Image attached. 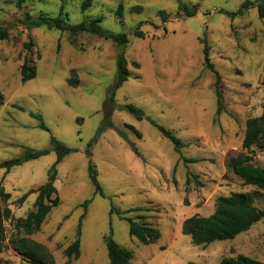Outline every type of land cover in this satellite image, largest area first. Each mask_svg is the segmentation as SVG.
<instances>
[{
    "label": "rangeland",
    "instance_id": "obj_1",
    "mask_svg": "<svg viewBox=\"0 0 264 264\" xmlns=\"http://www.w3.org/2000/svg\"><path fill=\"white\" fill-rule=\"evenodd\" d=\"M83 1L0 0V28L7 29L0 38V163L27 150H49L8 173L0 168V188L10 194L7 202L0 199V209L9 207L14 218L34 210L36 192H29L47 181L57 158L51 137L74 150L57 165L59 205L39 230L27 235L5 222L0 264H30L13 249L17 237L39 243L54 264H110L107 236L131 251L128 264H218L238 254L264 262V219L207 246L193 245L181 232L183 220L212 214L219 196L247 192L254 206L264 208V192L244 186L226 165L229 155L245 153L246 120L262 115L264 0H91L85 10ZM180 3L195 7V14L179 12ZM60 13L71 24L99 18L103 29L125 34L128 42L117 46L89 34L26 28V14L36 19ZM137 28L142 37L135 36ZM203 40L220 76V112ZM120 54L129 75L110 98ZM25 58L36 76L22 82ZM128 104L142 111V119ZM31 113L41 116L47 130ZM150 120L182 147L176 151ZM252 158L264 166V150L254 149ZM90 163L103 196L95 194ZM135 208L145 211H129ZM116 211L155 227L160 238L145 245L130 237L128 222ZM77 238L80 256L68 263L63 250Z\"/></svg>",
    "mask_w": 264,
    "mask_h": 264
},
{
    "label": "trees",
    "instance_id": "obj_2",
    "mask_svg": "<svg viewBox=\"0 0 264 264\" xmlns=\"http://www.w3.org/2000/svg\"><path fill=\"white\" fill-rule=\"evenodd\" d=\"M91 0H84L82 3V9L85 10L90 6ZM248 2L244 3L247 6ZM178 11L183 12L186 16H193L196 8H189L186 4L180 3L178 5ZM259 14L261 18H264V6H259ZM116 15L121 18L122 4L119 5ZM159 15L163 20L167 19V15L164 12H160ZM26 28L32 29L35 27L45 26L48 29H58L62 33H68L71 36L79 34L94 35L99 38L109 39L117 46H125L128 42L125 34H114L109 30L103 29L100 25L101 20L94 18L91 20L82 21L77 24H71L67 22V17L60 13L59 16L52 18L48 15L41 14L36 19H31L29 14L25 15ZM135 36L142 37L143 34L137 28L134 32ZM7 37V29L0 28V38ZM203 43L204 54V66L210 71L215 73L216 78V96L218 104V112L222 110V95L218 90V84L220 81L219 74L214 70V66L209 58V46L206 40ZM21 81L26 82L33 79L36 76V68L34 64H30L25 58L20 67ZM129 71L127 68V60L123 54H120L117 58V73L114 88L110 93V98L113 97L115 91L127 80ZM70 85H75V82L68 80ZM264 83V77H263ZM0 99L2 94L0 93ZM127 109L135 114L138 119H142V111L132 105L128 104ZM31 116L39 121V126L42 129L47 130L46 125L41 119L39 114L31 113ZM150 122L173 144L176 151H178L182 144L173 136V134L157 125L154 121ZM133 129V128H132ZM100 131V129H99ZM98 131V132H99ZM53 149L57 154L56 161L50 167L48 171L47 181L39 186L35 191L36 199L34 202V210L30 211L25 218H14L9 207L5 206L0 209V251L5 240V222H12L11 226L15 231H23L25 234L30 235L37 232L45 220L46 216L53 207L59 205V197L57 195L54 181L57 175V165L63 160L65 156L73 152L71 148L58 141L56 138L51 137ZM90 146V144H88ZM244 152H239L233 155H229L227 158V167L231 172L238 177L244 186L253 187L255 191L264 192V167L258 164H252V152L254 149L264 150V102L262 104V115L260 117L249 118L246 120L244 137L241 144ZM49 150H27L21 158H16L0 163V168L5 169L8 173L13 167L22 164L23 162L37 159L41 156L48 154ZM89 153V150H87ZM194 161V160H190ZM186 162H188L186 160ZM89 178L95 186V194L103 196V190L97 181V171L95 167L89 164ZM28 194H24L20 201L26 199ZM10 198V194L3 191L0 188V199L7 202ZM85 205V204H84ZM129 211L139 212L145 211L142 208H135ZM117 215L121 219H124L129 224V235L135 238L142 244H151L156 242L160 238L158 229L142 221H136L133 218L126 217L127 213H121L116 211ZM138 219H144V216H138ZM264 219V208H257L252 203L251 195L247 192H233L227 196L217 197L214 205V211L212 214L206 217H199L197 215L189 217L183 220L181 224V232L184 235H188L191 239V243L195 246H207L215 241H225L235 238L238 234L249 230L253 224L257 221ZM13 249L22 256L30 264H54L51 258L42 254L43 247L32 240L25 237H17L11 241ZM105 244L107 248V254L110 264H128L132 259V253L128 249L121 247L110 236L105 238ZM64 255L67 257V262L76 260L80 256V241L79 238L75 239L72 243L66 246L63 250ZM187 264H196L189 262ZM218 264H264V262L257 260L253 257L238 254L235 256L223 257Z\"/></svg>",
    "mask_w": 264,
    "mask_h": 264
},
{
    "label": "crops",
    "instance_id": "obj_3",
    "mask_svg": "<svg viewBox=\"0 0 264 264\" xmlns=\"http://www.w3.org/2000/svg\"><path fill=\"white\" fill-rule=\"evenodd\" d=\"M264 167V166H263Z\"/></svg>",
    "mask_w": 264,
    "mask_h": 264
}]
</instances>
